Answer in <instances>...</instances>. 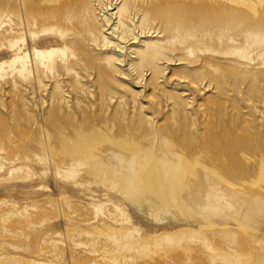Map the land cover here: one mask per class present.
<instances>
[{
    "label": "rangeland",
    "instance_id": "1",
    "mask_svg": "<svg viewBox=\"0 0 264 264\" xmlns=\"http://www.w3.org/2000/svg\"><path fill=\"white\" fill-rule=\"evenodd\" d=\"M0 264H264V0H0Z\"/></svg>",
    "mask_w": 264,
    "mask_h": 264
},
{
    "label": "bare ground",
    "instance_id": "2",
    "mask_svg": "<svg viewBox=\"0 0 264 264\" xmlns=\"http://www.w3.org/2000/svg\"><path fill=\"white\" fill-rule=\"evenodd\" d=\"M17 60H19V58L17 59ZM24 65H22V69L24 70ZM21 74H22V71H21ZM119 244V243H118ZM81 245H84L83 243H80V244H78V246H81Z\"/></svg>",
    "mask_w": 264,
    "mask_h": 264
}]
</instances>
